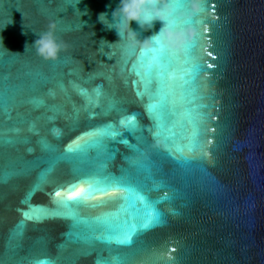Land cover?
Instances as JSON below:
<instances>
[{"label":"water","instance_id":"1","mask_svg":"<svg viewBox=\"0 0 264 264\" xmlns=\"http://www.w3.org/2000/svg\"><path fill=\"white\" fill-rule=\"evenodd\" d=\"M118 3L0 0V264H264V0H169L188 57L142 44L160 21L119 41ZM86 180L133 191L70 199ZM137 193L159 222L118 244Z\"/></svg>","mask_w":264,"mask_h":264},{"label":"clouds","instance_id":"2","mask_svg":"<svg viewBox=\"0 0 264 264\" xmlns=\"http://www.w3.org/2000/svg\"><path fill=\"white\" fill-rule=\"evenodd\" d=\"M173 15L169 0H119L116 8L111 12V21L106 12L100 13L97 19L106 29H115L119 41L126 40L129 47H134L138 42L135 33L130 29L132 22L142 30H149L154 21H160L163 23L160 32L142 44L145 47L151 45L154 48L169 49L186 44L184 34L175 31L173 27ZM36 36L31 44L35 54L45 61H55L61 46L57 43L54 32L50 30Z\"/></svg>","mask_w":264,"mask_h":264},{"label":"snow or ice","instance_id":"3","mask_svg":"<svg viewBox=\"0 0 264 264\" xmlns=\"http://www.w3.org/2000/svg\"><path fill=\"white\" fill-rule=\"evenodd\" d=\"M198 22V19H193L188 21L187 23L191 24V25H195ZM174 28H181L182 26L180 25H173ZM196 44L195 41L189 43V44H185L183 46V51L185 52L186 57L190 56L191 53L193 52V50L195 49ZM161 52H163V49H160ZM173 55H175L173 53ZM154 60H159L161 57L160 56H155L154 55ZM199 65H192V68L190 69V71H196L198 70ZM155 105H149V110H151L152 108H154ZM120 125L125 127V128H130V127H135V115L122 119L119 121ZM113 126L109 125L108 128H106L104 130L103 133L100 134H104V135H109V136H118L121 135V133L117 130H110L112 129ZM89 135H97V133H90ZM72 149L69 148V151H71ZM83 183L87 184L88 187L81 189L78 193H76L74 196L71 195L72 193V188L75 187L74 185L72 187H70L68 189V192L70 194V199H74V200H81L86 196H89L92 194L93 191H98L101 193H108L109 191H113V192H132L133 189L131 187H129L126 184H123L120 181H113L109 186L106 187H95L94 186V182L93 181H83ZM57 196H60V192L56 193ZM137 199H139L143 204H144V208H145V218L143 220L142 223H140L139 225L136 224H132L129 227L128 231H125L121 234V236L117 239V243L118 244H123V245H128L131 244L132 242V237L133 235L139 230V229H147L148 227L152 226L154 223L159 222V217H160V213L156 211L155 207L153 206V203L151 201H149V199L144 196L142 193H137L136 194ZM125 199H127V197H125ZM65 203L66 202H62ZM156 203H159V201H157ZM24 216L26 218H31L29 217L28 213H24ZM39 264H48V262L46 261H41L39 262Z\"/></svg>","mask_w":264,"mask_h":264}]
</instances>
